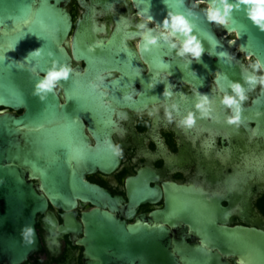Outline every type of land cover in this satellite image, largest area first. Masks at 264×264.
<instances>
[{"label":"flooded vegetation","instance_id":"obj_1","mask_svg":"<svg viewBox=\"0 0 264 264\" xmlns=\"http://www.w3.org/2000/svg\"><path fill=\"white\" fill-rule=\"evenodd\" d=\"M63 6L73 21L67 49L83 86L65 89L58 82L56 91L80 112L70 129L92 147L91 155L70 163L69 177L82 175L104 194L61 206L39 175L30 177L49 205L37 221L41 246L23 264H88L83 240L94 210L102 213L101 236L119 241L109 252L130 255V264H253L249 245L264 246V87L245 77L264 75L260 60L241 48L236 32L217 24L224 53L203 46L199 61L192 60L163 40L138 50L140 17H153L149 27L163 21L140 0H65ZM232 82L247 96L235 124L228 123L233 111L220 103L233 94ZM165 85H174L171 97L163 96ZM197 93L209 96L208 116L195 108ZM24 112L0 104V115ZM188 112L195 114L191 127L179 123Z\"/></svg>","mask_w":264,"mask_h":264},{"label":"water","instance_id":"obj_2","mask_svg":"<svg viewBox=\"0 0 264 264\" xmlns=\"http://www.w3.org/2000/svg\"><path fill=\"white\" fill-rule=\"evenodd\" d=\"M64 1L0 0V104L25 109L19 116L0 115V264H23L41 246L37 221L49 201L30 177L39 175L47 196L61 206H75L78 197L104 194L82 175L69 177L70 163L79 162L92 152L84 136L70 129L79 120L80 112L63 104L56 88L35 94L36 84L54 61L72 68L67 46L73 21ZM140 1L161 19L168 12L183 14L202 46H213L224 53L223 38L215 31L216 24L207 20L206 9L199 8L200 0ZM204 1L210 4V0ZM229 2L236 4L238 0ZM250 7L241 4L234 8L227 23L221 26L228 33L236 32V42L256 56L264 68V30L249 18ZM3 44H8V51ZM59 83L65 89L83 86L82 76L74 69L66 81ZM101 214L98 210L89 214L88 238L83 240L87 244L88 264H116L121 259L130 264V255L109 252L119 241L101 236ZM73 225L79 226L75 221ZM28 227L32 233L23 234ZM249 249L253 264H264V246L251 243Z\"/></svg>","mask_w":264,"mask_h":264},{"label":"clouds","instance_id":"obj_3","mask_svg":"<svg viewBox=\"0 0 264 264\" xmlns=\"http://www.w3.org/2000/svg\"><path fill=\"white\" fill-rule=\"evenodd\" d=\"M200 3H204V0H200ZM251 5L248 10L249 18L258 26L261 30H264V0H238L236 4L230 3L229 0H211L210 4L206 6V17L210 23L217 25H225L230 17L234 8H239L240 5ZM144 22L137 25L140 29V36L142 44L138 42V50L149 51L151 48L158 46L159 42L163 40L166 42L170 49H176L177 56L185 57L190 56L192 60H197L202 56L204 48L198 40L197 36L193 34V26L190 21L183 14H174L168 12L167 16L163 19L162 23H156V27H149L148 25L153 23V17H140ZM162 26V27H161ZM159 30V35L154 33ZM38 54L39 49L35 50ZM191 64V61H189ZM260 64L253 65L254 70L261 69ZM73 69L68 66L58 65L57 62H53L51 68L46 72L43 79L40 80L35 86V94L52 92L58 82L66 81ZM246 82L249 85H255L259 83L264 87V75L257 77L256 75H248L245 77ZM155 87V85L153 86ZM174 85H165L163 96L171 97L172 92L169 90ZM232 95L225 93L220 103L227 108L231 109L234 115L228 117V123L235 124L240 120V113L242 110V104L247 99L245 94V88L239 82H232L230 84ZM43 99V97H41ZM197 103L195 108L199 111L201 116H208L211 109V101L206 94L197 93ZM172 109L176 110L177 105L173 104ZM165 117L168 122H172L173 115L168 109L165 110ZM195 114L188 112V114L179 121L181 125L191 127L195 124ZM116 155H122V149L119 145H110ZM32 229L26 228L25 233L31 234ZM238 264H243V261H239Z\"/></svg>","mask_w":264,"mask_h":264},{"label":"snow or ice","instance_id":"obj_4","mask_svg":"<svg viewBox=\"0 0 264 264\" xmlns=\"http://www.w3.org/2000/svg\"><path fill=\"white\" fill-rule=\"evenodd\" d=\"M210 2H211V0H210Z\"/></svg>","mask_w":264,"mask_h":264}]
</instances>
